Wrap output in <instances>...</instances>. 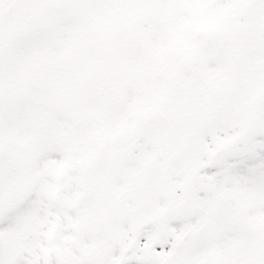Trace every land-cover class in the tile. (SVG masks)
<instances>
[{
    "label": "snow or ice",
    "instance_id": "obj_1",
    "mask_svg": "<svg viewBox=\"0 0 264 264\" xmlns=\"http://www.w3.org/2000/svg\"><path fill=\"white\" fill-rule=\"evenodd\" d=\"M0 264H264V0H0Z\"/></svg>",
    "mask_w": 264,
    "mask_h": 264
}]
</instances>
